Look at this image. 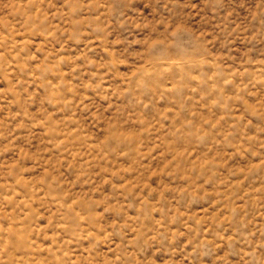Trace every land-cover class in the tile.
I'll list each match as a JSON object with an SVG mask.
<instances>
[{
    "label": "rangeland",
    "instance_id": "374dc122",
    "mask_svg": "<svg viewBox=\"0 0 264 264\" xmlns=\"http://www.w3.org/2000/svg\"><path fill=\"white\" fill-rule=\"evenodd\" d=\"M0 264H264V0H0Z\"/></svg>",
    "mask_w": 264,
    "mask_h": 264
}]
</instances>
